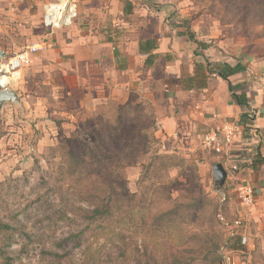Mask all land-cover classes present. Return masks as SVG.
Masks as SVG:
<instances>
[{
	"label": "rangeland",
	"instance_id": "374dc122",
	"mask_svg": "<svg viewBox=\"0 0 264 264\" xmlns=\"http://www.w3.org/2000/svg\"><path fill=\"white\" fill-rule=\"evenodd\" d=\"M56 1L0 0V63L41 48L9 87L18 102L0 107V223L12 227L0 238V264H173L175 255L185 264H264V133L255 111L244 126L200 131L184 118L166 133L157 107L170 116L181 109L166 100L162 65L152 91L133 81L128 63H111L108 74L98 58L120 61L119 47L133 56L141 37L173 46L182 37L185 76L191 65L196 74L206 61L191 56L194 35L211 43L204 56L213 66L218 56L241 61L260 87L264 0H77L72 25L48 29L44 8ZM227 124L230 142L207 149L204 136ZM69 150L85 159L75 171ZM218 163L229 175L221 189ZM94 182L119 207L111 221L87 220L92 205L80 194Z\"/></svg>",
	"mask_w": 264,
	"mask_h": 264
},
{
	"label": "crops",
	"instance_id": "0c3cea01",
	"mask_svg": "<svg viewBox=\"0 0 264 264\" xmlns=\"http://www.w3.org/2000/svg\"><path fill=\"white\" fill-rule=\"evenodd\" d=\"M148 39H156L158 44V49L153 52L154 59L153 62H150V66L146 65L148 55L142 54L139 50V42ZM167 41H169V45L173 50H168V53L163 50L165 48V44H167ZM171 42L172 39L168 37H164L163 39L149 36L141 37L140 40L137 42L138 48L137 45L134 44L135 51L133 56L130 55L128 51H123V53H121V47H119L120 55L118 57L120 59L118 58V60L120 61H116V59H113L114 57L108 53H106L104 57L103 53H100L98 55V58H100V60L104 59V62L107 63L103 65V68H101L102 70H104V72H107L108 74H110V71L108 70H110L109 68L112 67L113 63L114 65L119 64L115 66H118L117 68H119V66L120 68L123 67V69H126L128 67V65L126 66V63H128V70L131 71L130 77H133V81L135 80L139 82V84H143L145 88L149 87V89L152 91L157 81V70L159 68L158 66L162 65L164 82L163 84L165 87H167L165 90V97L167 98L166 100L172 101L173 99H175V104L177 105V108L181 109L180 112H175V114L170 116L171 112L170 110H167L166 107H157V114H159L160 119L159 126L162 125V128L166 131V133L173 132L176 128H178V126L183 123L184 118L185 122L186 120L189 121L191 127H194L195 125L198 126V129L200 131H204V127L208 128L228 121H238L240 115L243 113V109L239 108V106L233 100L229 91V82L233 85L242 84L244 86V89L240 91V93L247 94L250 105L249 109L251 108L253 111H255L257 115V124L260 125V129L264 133V85H261L260 87H255L254 82H252V80L249 78L250 74L246 72L231 76L229 81H225L217 76H215L214 78L211 77L208 81L207 88L203 90H187L185 85L179 82L185 79L186 77L194 76L193 65L187 67L188 75L185 76L186 41L185 38L179 37L177 42H175V46H173ZM191 56L194 57V55ZM122 60L124 61V63H121ZM140 60H143L141 61L140 67H136V69H134L135 66L139 64L138 61ZM216 60L218 62L217 64L224 63L232 66L237 64V62L235 63V60L233 58L230 59L218 56ZM244 63L247 64L248 61H245ZM92 65L96 66V64L94 63ZM132 65H134V68L132 67ZM256 66V71L258 70L256 74L263 75L260 66H264V58L260 60V62H257ZM251 73L254 74L253 71H251ZM118 74H120L119 70ZM117 86L118 88L116 89H118V91H122L119 84ZM21 88L24 87L21 85ZM122 89V93H126V86H124ZM256 90L259 92L260 95H254L257 92ZM17 97L18 99H20L19 94H17ZM31 97L33 98L31 94L30 96H27L29 100H31ZM16 102H18V100ZM8 103L10 102L5 103L4 106Z\"/></svg>",
	"mask_w": 264,
	"mask_h": 264
},
{
	"label": "trees",
	"instance_id": "16d2710c",
	"mask_svg": "<svg viewBox=\"0 0 264 264\" xmlns=\"http://www.w3.org/2000/svg\"><path fill=\"white\" fill-rule=\"evenodd\" d=\"M129 7V9H128ZM132 8L131 3L126 4L125 6V14H130V9ZM190 40L193 41L196 45V48L193 52L195 58H203L206 61L205 67L202 63H198V66H195L196 74L194 76H189L186 79H183L179 81L181 84L185 85L187 90H203L207 88L208 81L212 76H217L222 78L225 81H229L231 76H234L236 74L248 71V66L243 64L241 61H238L236 65L232 66L229 64H217L212 65V63L204 56V52L209 50L212 45L211 43H205L202 41H199L197 38H195L194 35L190 36ZM158 49V44L156 39H148V40H142L139 42V50L142 54L148 55V59L146 60V65L150 66L153 62L154 55L153 52H155ZM244 89V86L242 84H235L229 82V91L231 93V96L235 103L239 106V108L243 109V113L239 117L238 125L244 126L246 125L247 121L249 120V100L248 96L245 93H240ZM242 124V125H241ZM67 143V142H65ZM114 143V142H113ZM114 145V144H113ZM70 154L69 156L74 161L73 168L71 170H74L77 168V164L81 166L84 160V156L80 157L78 155H75L73 150H69ZM132 158V157H131ZM73 171V172H74ZM71 172L70 177L72 175L74 176L75 173ZM145 175H149L150 170H146ZM91 191L89 192H82L80 195L83 197V199L89 204L92 205V211L89 212V215L87 217V220L90 224L95 223H102L103 221H111L116 216V212L119 211V207H116L113 209L112 205V196H107L106 192L98 185L97 182H94L91 186ZM130 204H133L132 202ZM134 208V207H133ZM193 209L195 206L192 207ZM169 215V212H167V216ZM165 217H162L160 220H163ZM172 219V218H170ZM176 219L170 220V223H175ZM162 224V223H161ZM155 230H160L158 227L156 229V226H160V223H157L154 225ZM12 230V227L8 224L0 223V238L3 233L9 232ZM161 231V230H160ZM59 257V256H57ZM175 261L173 264H185V262L180 259L178 256H174ZM208 258V257H206ZM61 259V257H59Z\"/></svg>",
	"mask_w": 264,
	"mask_h": 264
},
{
	"label": "built area",
	"instance_id": "2783aa9c",
	"mask_svg": "<svg viewBox=\"0 0 264 264\" xmlns=\"http://www.w3.org/2000/svg\"><path fill=\"white\" fill-rule=\"evenodd\" d=\"M76 2L77 0H57L55 3L47 4L44 8V25L48 29H62L72 25L77 16ZM40 49L38 46L28 47L8 62L0 63V92L10 90L9 87L20 79L23 69L31 64L33 55ZM234 129L233 125L227 124L220 131L211 130L204 136L205 147L212 150L220 149L225 144L223 140L227 141L226 143L230 142ZM240 196L244 204L253 203L251 189L244 187L240 190Z\"/></svg>",
	"mask_w": 264,
	"mask_h": 264
},
{
	"label": "water",
	"instance_id": "95a60500",
	"mask_svg": "<svg viewBox=\"0 0 264 264\" xmlns=\"http://www.w3.org/2000/svg\"><path fill=\"white\" fill-rule=\"evenodd\" d=\"M0 56L2 59H4L5 53L3 52L0 53ZM17 100H18L17 94L9 89L0 92V107H3V105L7 102H16ZM213 173H214L215 183L218 185L220 189L223 188V185L226 183L227 178L229 176L225 167L220 163L215 164L213 167Z\"/></svg>",
	"mask_w": 264,
	"mask_h": 264
}]
</instances>
